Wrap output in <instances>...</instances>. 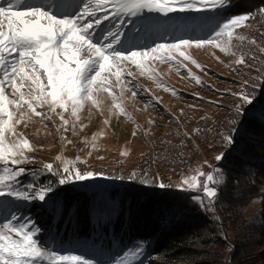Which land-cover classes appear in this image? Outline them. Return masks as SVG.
<instances>
[{
  "label": "snow or ice",
  "instance_id": "1",
  "mask_svg": "<svg viewBox=\"0 0 264 264\" xmlns=\"http://www.w3.org/2000/svg\"><path fill=\"white\" fill-rule=\"evenodd\" d=\"M230 6L231 0H0V264H132L145 256L143 240L122 255L98 259L75 249L58 251L42 241L40 228L31 217L20 214V207L33 202L55 207L58 202L52 194L57 186L103 177L138 181L160 189L176 187L192 192L191 199L200 208L215 213L220 202L219 186H226V174L219 166L226 152L215 155L217 165L209 166L212 171L205 174L198 168L196 175L183 179L179 185L165 184L155 177L149 179L146 172L140 176L134 171L107 176L103 170H84L78 165L87 162L79 157L67 160L57 156L58 163L28 169L19 166L35 163L34 157L25 154L35 149L17 128L27 127L33 117L52 120L43 111L45 108L58 116L64 126L71 123L73 129L85 108H95L101 114L107 109L127 116L125 91H130L132 97L148 91L137 83L129 66L174 95L176 90L160 82V74L150 62L168 64L177 72L186 70L200 84V77L177 60V56L183 57L203 70L186 55L193 47L211 46L232 57L239 53L236 65L258 63V53H264V48L257 47L255 39H248L237 29L255 20L264 21V7L255 14L221 17V10L227 11ZM101 12L103 15L98 14ZM201 13L212 14L211 23L192 28L193 32L203 30V35L173 36L170 42L152 39L160 35L156 29L161 26L154 15L165 18L167 23L173 16ZM125 18L133 24L128 33L121 30ZM104 22H110L109 26L105 27ZM170 27L181 30L179 21ZM256 71L262 74L245 78L241 90L231 93L235 98L233 119L225 123L226 133L218 132L222 144L232 151L237 149L247 125L264 127V103L255 95L258 87L264 88V67ZM25 175L31 176L26 183L20 179ZM42 176L54 179L41 182ZM52 241L54 244L55 237Z\"/></svg>",
  "mask_w": 264,
  "mask_h": 264
},
{
  "label": "rangeland",
  "instance_id": "2",
  "mask_svg": "<svg viewBox=\"0 0 264 264\" xmlns=\"http://www.w3.org/2000/svg\"><path fill=\"white\" fill-rule=\"evenodd\" d=\"M246 6H250V3L245 0H231V6L227 8V11L221 10V17L227 18L237 14L257 12L247 11L250 8ZM98 14L103 15L102 12ZM211 15V13L177 15L167 23L164 22L165 18L154 15V18L161 21V26L156 29L160 35L153 36L152 39L170 42L173 36L203 35V30L193 32L192 28L211 23L209 21ZM135 19L132 18V20ZM177 21L180 22V31L170 27ZM109 23L104 22V26H109ZM132 29L133 24L125 18L121 30L128 33ZM166 32L170 35H164ZM237 32L248 39H255L257 47L264 48V35H261L264 33V21L255 20L251 25L237 29ZM245 51L249 49L246 48ZM186 55L202 65L203 70L191 64L190 61L183 60V57L177 56V60L186 64L194 75L200 77L202 83L198 84L189 77L186 70L181 69L177 72L175 67H170L168 64L150 62L160 74L157 77L160 82L174 88L177 93L175 95L158 87L156 82L147 76H140L134 66H129L137 83L147 88L148 91L136 97H132L130 91H125L124 105L128 112L127 116L115 111L109 112L107 109H104L101 114L95 108L91 110L85 108L73 129L71 123L64 126L58 116L48 111L47 108L43 109L52 117V120L44 121L39 117H33L27 122V127L20 125L17 128L19 132L24 133L35 149L25 153L34 157L35 163L19 167L38 169L44 163H58L57 156L67 160H76L79 157L81 161L87 162L78 165L84 170H103L107 176L127 175L133 171L138 173L139 170H143V165L147 164V161L151 164L155 162L152 157L154 159L155 153L163 150L160 142L183 141L185 150L181 151V158L184 160L183 168L185 169L172 176V185H179L183 179L196 175L198 168L205 174L212 171L209 166L217 165L214 157L220 153V150L214 146L213 148L203 146L198 137L201 131L196 130H202L205 123L209 131L213 126H218L220 133L227 132L225 123L233 119L232 109L235 98L231 93L241 90L245 78L262 74L256 71L257 68L262 67V61L236 65L234 61L239 58V53L236 57H232L211 46L201 49L193 47L187 50ZM258 55L264 58V53H258ZM236 68L240 71H235ZM207 119L211 120L212 124L209 121L205 122ZM223 119L225 123L222 126L221 120ZM105 120L108 121L107 124L104 123ZM214 130L217 128L215 127ZM244 134H246L245 131L239 140ZM186 136L190 141L185 139ZM214 136L216 139L213 138ZM217 136L220 135L218 133L212 135L209 143L219 141L221 137L217 138ZM93 137H95L94 142ZM256 154L262 157L259 159L263 163L255 162L263 166L245 167L253 172L254 179L250 181L252 186L248 188L249 194L246 193L250 197L242 198L238 203L223 209L221 220L225 223L223 227L218 228L219 231H214L212 225L208 226L203 233L198 235L201 237L199 241L192 243V252L190 249L188 254L181 258H171L173 256L168 250L149 253L145 248V256L134 260L132 264H141V262L142 264H264V173L259 171L264 170V161H262L264 152L261 148H250V155L256 156ZM251 160L253 161L254 158ZM165 169L168 170L166 167ZM20 179L26 183L31 180V176L25 175ZM49 179L54 178L42 176L41 182H47ZM200 179L203 180L204 177ZM120 182L122 181L98 177L90 181L57 186L55 193L52 194L58 202L55 207L52 204L44 205L40 202L22 203L20 214L31 217L41 230L40 239L46 241L49 246L56 247L58 251L75 249L86 257L94 259L122 255L127 248L135 246L137 242L122 243L113 227L106 228L107 218L114 217L115 219L122 205L121 197L118 195L115 197L111 193L115 188H122L123 185ZM219 187L221 197L223 186ZM173 189L177 188L173 187ZM71 194L76 199L80 198V195L82 199L89 197L88 210L94 214V218L91 224L89 223L88 236H77L79 225L77 226L75 222L70 230L64 227L67 224L62 217V212L69 202L68 195ZM125 207L128 208L127 200ZM84 217L82 216V219ZM63 220L64 226H61L60 222ZM46 222H49L46 224L48 227H45ZM74 230H76L75 233ZM218 235L223 236L222 241ZM52 237H55L54 244ZM240 240H246L247 243L240 242ZM235 241L240 242L241 246L248 244L249 250L246 253L245 251L238 252ZM99 253H102V256ZM241 253L244 255L240 256Z\"/></svg>",
  "mask_w": 264,
  "mask_h": 264
},
{
  "label": "trees",
  "instance_id": "3",
  "mask_svg": "<svg viewBox=\"0 0 264 264\" xmlns=\"http://www.w3.org/2000/svg\"><path fill=\"white\" fill-rule=\"evenodd\" d=\"M245 1L250 3V6H246V8H250L247 11H257L264 6V0ZM260 61H262V67H264V58H260ZM255 95L258 101L264 103V88L258 87ZM225 119L221 120L222 126L225 123ZM207 121L212 124L211 120L207 119L205 122ZM204 126L198 134L203 146H210L211 148L214 146V148L220 150H218L219 152L228 151L224 162L219 163V166L226 174V186H223L220 202L217 205L218 210L216 207L213 214L200 208L191 199L192 192L174 190L173 187L160 189L155 185L146 186L138 181L125 179L120 182L123 185L122 188H115L111 192L113 196L116 197L118 195L121 197L122 205L117 217L115 219L114 217H108L106 224L107 229L113 227L114 232L119 234L117 236L122 240V243H125V241L139 242L143 240L146 242V250L149 253L168 250L170 255L173 256L171 258H181L183 255L188 254L193 247V242L199 241L201 237L198 235L203 233L208 226L212 225L214 231H219L218 228L223 227L225 222L221 220V216L225 207L228 208L238 203L242 198L250 197L246 193L249 194L248 188L252 186L250 181L254 178L252 176L253 172L245 167L249 165L263 166L255 162H260L259 158L262 157H258L257 154L256 156H251L250 148H261L264 152V127L258 124L247 125L246 134L239 140L237 149L232 151L222 144L221 139L212 141V144L209 143V138L220 130L218 126H213L211 131H209L205 123ZM215 127L217 130H214ZM208 131L214 134H210ZM213 138L216 139L215 136ZM160 144L163 150L156 152L154 159L152 157L155 162L152 161L153 163L151 164L147 161V164L143 165L144 169L139 170L137 175L140 176L146 172L149 179L155 177L158 181L162 180L165 184H172V176L179 174L185 169L183 168L184 160L181 158V151L185 150V145H181L180 141L177 143L162 141ZM168 144L173 147L170 149ZM250 158H254V162ZM260 163L262 164L263 162ZM259 171L264 173V170ZM86 198L82 199L80 195V198L76 199L72 194L68 195L67 200L69 202L62 212V217L67 225L64 226V220L60 222V225L70 230L75 222L77 226L79 225L77 236H88L90 222L94 218V214H91L88 210L90 206L89 197ZM126 200L128 201V208L125 207ZM82 216L85 217L82 219ZM47 223L49 222L45 223V227H48ZM224 230L223 228L225 233ZM73 232L75 233L76 230ZM222 237L218 235V238L221 239L220 241H222ZM241 241L247 243L246 240ZM240 242L235 241L238 252L245 251L244 253H246L249 250V245L241 246ZM190 252H192V249ZM244 253H241L240 256H243Z\"/></svg>",
  "mask_w": 264,
  "mask_h": 264
}]
</instances>
